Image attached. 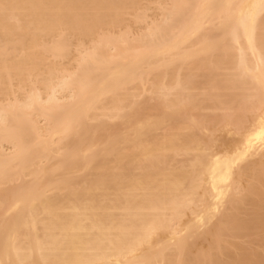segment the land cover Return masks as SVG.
<instances>
[{
	"label": "bare ground",
	"instance_id": "bare-ground-1",
	"mask_svg": "<svg viewBox=\"0 0 264 264\" xmlns=\"http://www.w3.org/2000/svg\"><path fill=\"white\" fill-rule=\"evenodd\" d=\"M0 264H264V0H0Z\"/></svg>",
	"mask_w": 264,
	"mask_h": 264
}]
</instances>
